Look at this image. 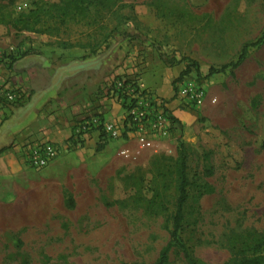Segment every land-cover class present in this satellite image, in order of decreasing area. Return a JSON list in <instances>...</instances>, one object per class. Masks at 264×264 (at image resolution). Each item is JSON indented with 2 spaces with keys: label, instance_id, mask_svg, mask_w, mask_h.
<instances>
[{
  "label": "rangeland",
  "instance_id": "374dc122",
  "mask_svg": "<svg viewBox=\"0 0 264 264\" xmlns=\"http://www.w3.org/2000/svg\"><path fill=\"white\" fill-rule=\"evenodd\" d=\"M263 28L262 0H0L3 66L2 54L85 65L109 58L113 71L93 90L98 98L116 104L106 90L118 76L157 92L156 82L172 75L164 101L179 113L152 148L108 138L96 151L98 140L81 135L47 167L22 166L1 180L0 264H157L171 229L180 143L190 180L180 236L192 255L227 264L263 239L264 43L230 65ZM186 66L182 78L205 87L198 108L173 97ZM119 67L132 71L116 74ZM166 264L187 263L173 247Z\"/></svg>",
  "mask_w": 264,
  "mask_h": 264
},
{
  "label": "crops",
  "instance_id": "0c3cea01",
  "mask_svg": "<svg viewBox=\"0 0 264 264\" xmlns=\"http://www.w3.org/2000/svg\"><path fill=\"white\" fill-rule=\"evenodd\" d=\"M76 60L24 55L18 56L8 68L0 64V88L17 89L20 98L15 104L0 107V181L24 166L20 152L25 145L42 140L65 147L75 123L92 114L96 106L104 105L105 119L120 117L122 109L118 105L110 106L105 98L93 94L104 76L113 71L110 59L103 58L96 65ZM130 71L119 67L116 74ZM172 80L171 75L154 86L164 100L172 97ZM166 105L173 116H178L172 102ZM98 136L99 132L92 130L83 138L96 142Z\"/></svg>",
  "mask_w": 264,
  "mask_h": 264
},
{
  "label": "built area",
  "instance_id": "2783aa9c",
  "mask_svg": "<svg viewBox=\"0 0 264 264\" xmlns=\"http://www.w3.org/2000/svg\"><path fill=\"white\" fill-rule=\"evenodd\" d=\"M24 4L18 6L19 9ZM116 91L109 96L120 107L122 114L118 119H102L90 114V119L80 121L75 126V132L79 136L86 135L97 125H102L109 139H123L122 133H126L127 139H134L139 148H152L155 141L167 137L170 120L166 114L167 105L157 92L150 91L140 82L122 83L116 82ZM108 91V89L106 90ZM18 95L11 89L0 88V102L2 99L13 102ZM174 99L185 108H198L206 100V91L196 76L184 77L176 82ZM128 98V108H122V104ZM124 127L126 130L124 131ZM60 147L51 141H35L20 152L23 164L33 170H41L50 165L57 157ZM123 149L121 154H127Z\"/></svg>",
  "mask_w": 264,
  "mask_h": 264
},
{
  "label": "trees",
  "instance_id": "16d2710c",
  "mask_svg": "<svg viewBox=\"0 0 264 264\" xmlns=\"http://www.w3.org/2000/svg\"><path fill=\"white\" fill-rule=\"evenodd\" d=\"M262 1L264 5V0ZM262 30L263 31L261 35H259V37L256 40L249 42L243 46L241 54L238 58V61L230 65L237 66V64L243 59L247 51V48L249 46H256V45L264 43V28ZM18 56L20 55L14 56V55L2 54V60L6 62V66L8 68L11 62L17 59ZM228 66L229 64L223 65L220 71L225 70ZM189 70H190V67L186 66L184 71L180 73V75L177 77L176 80H180L183 77V75L189 72ZM213 72H216V71L211 69L210 73H213ZM118 81L122 83H132V82L136 83L137 82L134 78H130L127 75L115 77L112 83H110L108 87L107 94H110L112 91L115 92L117 90L115 85H116V82ZM3 89H10V88H3ZM11 91L19 95V92L17 89H11ZM19 99H20L19 96L13 102H8L2 99L0 102V107L6 104H9V103L15 104ZM127 100L128 98H125V102L122 104V108L124 109L128 108L129 101ZM167 113H168V109L166 108V114ZM92 115L98 117L99 120L101 121L102 119H104L103 113L98 112L97 109L94 112H92ZM90 116L91 115H88L86 118H83L81 121L90 119ZM167 117L171 123L176 122V118L172 116L171 114H167ZM93 130H97L99 132L98 141L96 142V145H95V150L101 151L105 147L107 139L109 137L107 133L103 130L102 125L100 124L95 126ZM125 130L126 128L124 127V131ZM74 132H75V129L69 138V142H71L72 144L78 143L77 140L80 139L79 135ZM122 136H123V139H126L125 132L122 133ZM187 168H188L187 153H186L184 144L180 143V149L178 151L176 163H175V186L174 187H175V192H176V198H175L174 209H173V212L171 213V229L169 230V238H168L167 243L159 251L157 264L167 263L168 254L173 247H177L181 250L183 257L187 264H207V263L198 261L192 255L189 248L185 245V243L183 242L180 236V233L182 230V222L185 216L186 203L189 198L188 190L190 186V180L188 177ZM209 191L211 192L212 188L208 186L207 184H204L203 192L207 193ZM67 203H69V205L73 204V201L70 197L67 199ZM242 253H243V256L239 258H235L232 262L227 263V264H264V238L257 241L256 243L252 245L246 246L245 249H243Z\"/></svg>",
  "mask_w": 264,
  "mask_h": 264
}]
</instances>
